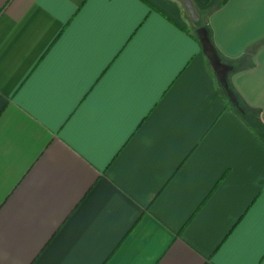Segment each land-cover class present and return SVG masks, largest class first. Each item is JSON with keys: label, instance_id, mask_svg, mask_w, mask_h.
Here are the masks:
<instances>
[{"label": "crops", "instance_id": "1", "mask_svg": "<svg viewBox=\"0 0 264 264\" xmlns=\"http://www.w3.org/2000/svg\"><path fill=\"white\" fill-rule=\"evenodd\" d=\"M262 252L264 0H0V264Z\"/></svg>", "mask_w": 264, "mask_h": 264}, {"label": "water", "instance_id": "2", "mask_svg": "<svg viewBox=\"0 0 264 264\" xmlns=\"http://www.w3.org/2000/svg\"><path fill=\"white\" fill-rule=\"evenodd\" d=\"M198 35L201 40L203 51L209 58L218 76L226 80L229 71V66L224 64L223 61L220 59L219 54L217 53L215 46L211 41L208 30L206 28H200L198 29ZM228 93L230 96L233 97V99H236L231 91H229Z\"/></svg>", "mask_w": 264, "mask_h": 264}, {"label": "snow or ice", "instance_id": "3", "mask_svg": "<svg viewBox=\"0 0 264 264\" xmlns=\"http://www.w3.org/2000/svg\"><path fill=\"white\" fill-rule=\"evenodd\" d=\"M262 258H264V252L261 253ZM254 264H259V262H254Z\"/></svg>", "mask_w": 264, "mask_h": 264}, {"label": "trees", "instance_id": "4", "mask_svg": "<svg viewBox=\"0 0 264 264\" xmlns=\"http://www.w3.org/2000/svg\"><path fill=\"white\" fill-rule=\"evenodd\" d=\"M199 39V38H198ZM199 41H200V39H199ZM201 42V41H200Z\"/></svg>", "mask_w": 264, "mask_h": 264}, {"label": "rangeland", "instance_id": "5", "mask_svg": "<svg viewBox=\"0 0 264 264\" xmlns=\"http://www.w3.org/2000/svg\"><path fill=\"white\" fill-rule=\"evenodd\" d=\"M211 67H212V65H211ZM213 68V67H212Z\"/></svg>", "mask_w": 264, "mask_h": 264}]
</instances>
